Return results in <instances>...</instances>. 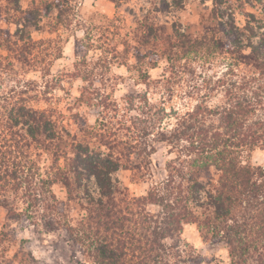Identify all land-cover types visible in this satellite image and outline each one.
Wrapping results in <instances>:
<instances>
[{"label":"rangeland","instance_id":"obj_1","mask_svg":"<svg viewBox=\"0 0 264 264\" xmlns=\"http://www.w3.org/2000/svg\"><path fill=\"white\" fill-rule=\"evenodd\" d=\"M91 2L93 6H95V4L103 6L105 8V15H111L112 19L116 22L101 33L99 40L104 41V43L107 44L113 39H116L121 45L122 58L126 59H122V62L118 66L123 67L125 72L129 74L128 76H120L121 82H123L124 79H130V74L135 71L139 76V80L134 82L136 86L138 87L140 82L145 83L146 91L144 94L130 90L125 94L128 99H138L141 95H147V81L149 80V76L147 72L143 71L144 67L151 66L153 71L159 72L160 75L157 76L155 82H160V77L163 76L165 72V66L159 63L162 57L166 58L168 61L167 68L169 71L167 72V75L169 77V83H171L172 77L177 73L174 71L175 65L172 66L168 57L164 56V48L171 50L169 48V42L174 45L177 36L181 37L182 34L189 35L192 39H196L197 37L202 36L207 29H215L218 26L217 18L213 19L215 10L219 8L222 9L221 6L218 7V5H216L212 12L208 14L207 18L200 14L197 9V19L192 22H186V30L184 32L178 31V21H166L160 23L159 18L153 19L151 21L153 25L156 27L159 26V30L161 29L158 38L167 39L169 37V39H171L168 40V44H163V47L158 43V48L156 50L153 46V39L149 41L147 40V42L143 40L145 33L142 25L144 19L149 20V17L145 16L143 21L138 20L135 15L136 9L122 8L120 0H91ZM63 3H66V0ZM166 4L167 0H160L159 6L155 7L154 10L163 14L168 11V7H165ZM225 4L226 3H224V5ZM20 6L23 10L35 9L36 11H39L40 21L34 26H28L27 23L26 28H24L23 24L20 26L10 24L7 22L5 15L2 14V17L0 18V32L3 34L8 33L11 37L14 36L13 39L15 38L14 40H16L15 35H17L18 29H20L18 32L19 35L24 32L26 40L19 43L18 46H11L10 50H0V67L11 68L13 64H15L20 67L21 71L27 67L28 69H31V71L26 74L30 77H38L41 81L46 75H52V69L55 67L57 76L53 77V80L56 83H58L59 79H75L79 76L80 73L77 71V68H82L86 65L87 61L83 57L88 55L87 51H84L79 65L73 61L71 71H65V68L56 67L53 63V59L61 61L64 59L60 54L53 58V52L58 51L55 47L56 41L66 39V37L61 36V33L66 31L65 21L67 14L71 12V9L64 8L61 10L60 4L55 3V0H20ZM53 8L58 10L55 16H52ZM117 9H122L121 16L116 15ZM224 10L225 12L227 11V9ZM140 11L143 12V8H140ZM50 16H52L51 19H49ZM125 16L126 20H124V23L129 29H131V32H126L123 27L119 26L121 20ZM248 16H252V18H249ZM206 19L207 22H205ZM261 19L264 20V18ZM151 22L149 21V23ZM229 22L231 23V17ZM248 23H250L251 30L255 31L257 35L264 33L261 32V28L264 27V24L258 22L255 13L249 12L243 17L242 27L244 28ZM181 27H185V25H181ZM233 28L234 29H231L229 27V29H227V34L233 32L238 36L237 38L239 41L245 43L247 38L246 35H248V33H242L241 29L236 26L234 27V25ZM173 29L177 30V32H174ZM121 32H123L125 36L131 35L132 43L127 39H119ZM215 32V34H217L216 37H225L222 32L218 30ZM243 34H245V36ZM256 42L259 43L258 39H256ZM101 48H103V45H98L97 50L99 51ZM20 49H25L27 54L25 52L21 53ZM71 50L73 51L74 56L81 55L80 50H76L75 48ZM107 51L111 55L112 60L117 59L114 46L107 49ZM156 52L158 53L156 54ZM219 54L223 55V53ZM182 55L184 54L182 53L181 56L179 55L176 60L179 61L181 57H183ZM191 55L193 57L197 56L195 54ZM187 57H183V75L186 77H195L197 76L196 69L187 67ZM127 60H131L133 63L129 66ZM193 62H195V59ZM11 63L12 65L9 66ZM97 65H100L99 60L97 61ZM154 66L156 67L154 68ZM65 67H67V65H65ZM217 67H219V65H217ZM237 67L235 72L230 71V73L233 76L239 77V84H237L236 80L224 81L222 77V84H217L219 80L210 85L203 83L202 91L196 93L197 97L201 94L204 97H209L210 94L217 93L218 88H222L224 91V96L222 97L224 104L218 105L215 109H210L213 113L207 114L205 117V119H208L209 121H215V123L210 122L208 126L218 128L220 126L221 116H215V113H224L225 111H228L234 106L236 101L243 102V96L239 95V93L238 95L232 96L226 94V89H232V85H237L238 87L242 85L246 88L249 87L250 91L247 93L249 100L257 102L258 104L252 121L256 122V120H260L264 122V75L258 70H255L252 66L247 67L246 65H241L240 67ZM208 70H212L211 65L208 66ZM198 75L201 81L209 83L211 78L205 77L203 71ZM213 75H215V73H213ZM225 75H229V73H225ZM29 83L36 84L37 80L30 79ZM176 84L179 85L180 81H176ZM184 84L187 85V80L184 81ZM225 85L227 86L225 87ZM52 87H54V84L45 85L40 96L43 97ZM168 91L171 92L172 90L168 89ZM22 92L24 93L21 94L19 100H23L25 104L28 105V101L31 99L33 101V106L30 107L45 112L47 117L56 125L65 129L66 134L63 136V147L67 148L65 154L60 156V160L56 162L53 155L57 146L54 144L52 147L48 148V143L45 138H42L41 140L47 147H39V145L37 146L35 143L32 144L33 142L30 139L25 140L23 137H19V145L16 147L14 146L15 142L10 139L8 134H6V136H0V264H31L32 254L31 252L25 253L24 248L32 245L39 247V245L36 244V241L34 240L29 241L27 239H18V236L20 232H23L24 229L27 228L28 224L31 223L34 225L36 223V220L33 217L35 214L39 213L40 207L45 208L44 213H39L40 223L44 231L52 232L60 230V228L63 227L62 221L71 217L72 220L75 221L71 227L73 228V231H70L69 228H65V231L67 232L66 239L71 240L72 247L79 250L81 255L86 259H90L92 264H99L100 255L95 253V251L99 247V242H101V240L96 243H93V241L87 242L86 238L81 234V229H86L90 237H94L95 232L88 228V222L86 220V225L84 227L79 225L84 217L87 216V206L84 199L89 196L88 189H91L92 192L95 191V180L93 181L85 178L80 179L81 184H83V190L85 191L77 193L75 192V187L72 186L74 183L73 175L68 176L72 182L71 188H68L63 182L64 180L61 179L65 177L67 171H70L71 169L72 162L70 160L74 156L73 148L79 143H83L84 145L88 144L93 152L98 151L103 155L101 158L113 155L114 158L121 160L120 170L113 176V179L118 181L119 186L127 193L128 196L126 197L128 198L137 199L142 196H147L150 191L160 188L159 184L154 185L152 181L159 179L157 170L161 168V163L157 160L155 168L151 169L153 174L152 177L146 180L145 177L149 175V165L152 164V161L145 157L149 152V149H147V152H141L142 148L136 143L138 139V131L141 127L140 120H130L127 126H123L119 129V131L123 132V138L119 141H115L114 138L117 133L113 132L108 124L97 121L100 125V131L93 134L80 126L77 121V116L79 115L77 113L73 115L71 119L70 123L73 126V130L70 132L68 131L69 121L66 119L67 115L71 112L69 106L58 104L55 107L49 108L48 99H50V97L38 101L36 95H29L30 92L35 94V88H25ZM92 95L94 94L90 93L88 95L89 100H91ZM110 95L111 88L109 89V97ZM184 97H187L188 99L195 98L191 91L185 92ZM212 98L215 99V96H212ZM96 99L99 103L106 104L108 97H106L105 100H100L99 95L97 94ZM174 99L182 102L183 97L177 92L175 95H169L166 102L167 111L177 124L180 120H177L178 110L171 106ZM77 100L83 102L85 100V95L81 93V95L77 97ZM196 106L197 104H194L191 111H185L183 119L187 117L189 112L192 113ZM108 107H111V105L106 104V110ZM128 107L131 109L133 105L129 103ZM162 109L165 108H156L155 105H153V108L149 109V116L152 117L155 112L159 113ZM115 111L116 110L113 109V113H115ZM57 113H59V115H57ZM62 117L65 118L61 119ZM105 129H107V131H105ZM69 138L71 143H68ZM94 138H97L98 142L89 143V141ZM8 144H11L12 147L9 148ZM26 144H32V147L28 149ZM161 144L165 145V143ZM41 148L47 149L45 150ZM64 150L65 149H59V152L61 153ZM156 151L157 149L155 148V152ZM166 151L168 155L172 154L171 148L166 149ZM104 153H106V155ZM184 154L188 156L187 152H184ZM30 156L31 158H29ZM66 156L68 157L67 159ZM94 158L93 160H95V162L99 159L95 156ZM173 159L179 161L180 157L176 156L173 157ZM251 159L255 165H264V149H257L253 152ZM135 167H140L142 171L134 170ZM163 169L168 172L167 180L173 177V172H175V174L183 181V183L177 184L174 177V187L182 184L183 187L187 186L186 180L184 179L186 177L183 176L184 173H181V169L174 168L173 160L165 161ZM191 172L192 170L190 169L189 173ZM59 173H61L60 176ZM189 173L187 174L188 177L190 176ZM85 176H88L87 172L84 174V177ZM219 176L220 175L215 167H211L209 171H205L201 175L200 181L203 185H209V182L216 184ZM207 187L211 189L210 186ZM71 194H74L76 199H74ZM174 195H176V193H174ZM199 198L200 202H207L206 198H202L201 196ZM190 211L194 214L190 221H193V218L196 217L194 219L196 223L192 222L184 224L181 232L176 233V237L174 235L173 238H168L172 240V243L170 245L165 244V246H167L165 252L161 251L158 255L157 253H154L146 258V255L144 256L142 251H134L131 249V251H128L126 258L124 259L126 264H234L231 248L228 243L218 236L217 233H213L212 231L209 232L211 230L209 224L213 225L212 223L206 225L209 220L213 223L215 222L211 216L213 215L212 212L204 205L196 209L194 205H190ZM53 213L55 215H53ZM145 213L142 216L149 215L148 219L150 221L147 223V226L151 228V231L158 226H162V228L165 226L163 222L166 215L163 213L161 206L148 204L146 205ZM209 216L212 218H209ZM134 220L135 224H133L131 228L136 230L139 229L140 233L142 231V229L140 231V228L143 219L140 220L139 217H134ZM217 224L219 229H221V224ZM35 231L37 230L34 229V232ZM149 234L150 233L148 232V235ZM36 239H40L39 235H37ZM85 243L86 247L81 248L80 245ZM54 246L55 248L60 249L63 245L60 243H54ZM55 254L56 253L54 252L53 255ZM59 255L64 256L65 260L68 261V264H71V258L68 257L66 252L61 251ZM72 257H75V251H73ZM97 258L99 260H97ZM54 264H59V261H54ZM76 264H82V262L77 260Z\"/></svg>","mask_w":264,"mask_h":264},{"label":"trees","instance_id":"obj_2","mask_svg":"<svg viewBox=\"0 0 264 264\" xmlns=\"http://www.w3.org/2000/svg\"><path fill=\"white\" fill-rule=\"evenodd\" d=\"M64 1L62 0V2ZM224 3L227 1L218 0L216 5L223 9ZM228 6L231 7V5ZM165 7H169L168 4ZM2 14L10 24L16 26L23 24L24 28L27 23L28 26H34L40 21L39 11L35 9L23 10L20 0H0V18ZM224 16V9H216L213 19L217 18L218 26L215 29H207L202 36L196 39L183 34L181 37L177 36L174 45L169 42L171 50L164 48V56L168 57L169 62L172 63L173 59H177L182 53L185 55H182L183 57L191 54L199 55L201 51L206 54H211L212 51L224 54V49L231 45L227 49V54L233 58L232 63L235 69L241 65L252 66L264 75V33L257 35L255 31L251 30L250 23H248L243 28L245 31H242V33H248L246 43H243L238 40L235 33L227 34V29L229 27L234 29L233 25L235 27V24L226 22ZM248 17L252 18V16ZM142 26L145 33L143 40L147 42V40L153 39V46L156 50L158 43L163 47V44H168V40H171L169 37L159 39L161 29L159 30V26H154L152 22L149 23L148 19H144ZM216 30L222 32L225 37H216ZM18 32V36L15 35L16 40L13 39L14 36L11 37L8 33L0 32V50H10L11 46H18L19 43L25 41V33L19 35ZM243 35L245 36V34ZM256 39L259 43L256 42ZM242 49L244 51H241ZM20 51L23 53L26 50L20 49ZM25 53L27 54V52ZM11 65L12 63L9 64V66ZM172 66H174L173 63ZM222 82L223 80H219L217 84H222ZM203 83L211 84L206 81ZM232 87V89H226V94L232 96L239 93L243 96V102L236 101L228 111L215 113V116H221L218 128L204 127L203 121L206 115L213 112L204 109L202 104L198 103L192 113L189 112L186 118L177 122L178 127L174 128L171 136L163 132L159 134L160 143L176 144L181 138L189 141L186 148L181 149L182 152H187L188 156H192L189 162L192 170L189 173L190 176L181 172L186 177L184 179L187 188L183 187V184L174 187L173 176L164 184L163 189L152 190L147 196L137 199L128 198L118 181L113 179V176L120 170L121 160L114 158L113 155L101 158L103 155L98 151L93 152L88 144L79 143L73 148L74 156L70 160L72 162L71 169L61 179L64 180L63 182L68 188H71L72 182L68 176L73 175L72 186L75 187V192L82 193L85 190H83L80 179L95 177V191L92 192L91 189H88L89 196L84 199L87 216L79 225L84 227L86 220L88 228L95 232L94 237H90L86 229H81V234L87 242L96 243L101 240L95 251L100 255L99 264H126L124 259L131 249L142 251L146 258L154 253L158 255L161 251L165 252L167 246L162 243L163 240L173 238L174 235L176 237V233L181 232L184 224L196 223L194 220L196 217L190 221L194 215L190 211V205H194L195 209L204 205L212 212L213 218L211 216L209 218L215 222L209 220L206 225L212 223L213 225L209 224L211 229L209 232L217 233L228 243L234 264H264V165H255L251 159L253 152L257 149H264V122L252 121L258 104L249 100L247 94L250 91L249 87L246 88L242 85L239 87L232 85ZM131 100L133 98L129 99L130 104ZM164 111L165 109L159 113L155 112L152 117L149 116V113L143 114L146 118L140 120L141 127L136 141L142 148L141 152H147L148 149L144 143V137L149 135L150 120ZM19 129H23V131H19ZM5 133L15 142L14 146L16 147L19 145V137H23L25 140L30 139L32 144L35 143L39 147H47L42 143V138L46 139L48 148L56 144L57 149L53 155L56 162L60 160V156L65 154L67 148L63 147L65 129L56 125L45 112L27 106L23 100H18L17 105H14L7 113L6 122L0 120V136H6ZM32 144H26V147L30 149ZM8 146L12 147L11 144ZM41 149L46 150L47 148ZM59 149L65 150L60 153ZM154 153L155 148H152L145 157ZM94 156L99 158L98 161L93 160ZM211 167H215L220 175L219 179L216 184L209 182V185H203L200 177ZM134 170L142 171L140 167H135ZM86 172L88 176L84 177ZM110 173L112 176L109 175ZM207 186H210L211 189ZM202 192L206 197V203L200 202L199 197ZM71 196L76 199L74 194ZM148 204L162 207L163 213L166 215L163 228L158 226L151 231V228L147 226L150 221L149 215H142ZM134 217L143 219L140 233L139 229L131 228L135 224ZM217 223L221 224L222 230L219 229ZM71 227L69 230L73 231ZM97 260L99 259L97 258Z\"/></svg>","mask_w":264,"mask_h":264},{"label":"clouds","instance_id":"obj_3","mask_svg":"<svg viewBox=\"0 0 264 264\" xmlns=\"http://www.w3.org/2000/svg\"><path fill=\"white\" fill-rule=\"evenodd\" d=\"M122 8H134L136 9V17L138 20L143 21L145 16L149 17L151 22L153 19L159 18L160 23L178 21V31L184 32L186 30V22H192L197 19V9L200 14L207 18L208 14L212 12L213 8L218 3V0H167L168 11L163 14L158 13L154 10L155 7L159 6L160 0H120ZM55 3L60 4L61 10L64 8H70L71 12L67 14L66 18V31L61 33L62 37L66 39H61L56 41L55 47L58 51L53 52V58L60 54L64 57L61 60L53 59V63L56 67H63L65 71H71V65L73 61L79 65V62L83 56L84 51L88 52L87 56L83 58L87 61L84 67H78L80 75L75 79H59L58 83L53 80V77L57 76L56 68L52 69V75H46L41 81L38 77H30L26 73L30 72L31 69L25 67L21 71L20 67L13 64L11 68L0 67V120L3 122L7 121V113L12 109L14 105H17L22 91L25 88H35V94L29 93L30 96L36 95L37 100L48 99V107H55L58 104L67 105L71 108V112L67 115L66 119L69 121L68 131L73 130L71 125V119L73 115L79 114L77 116V121L82 128L86 131H90L95 134L100 131V125L97 121L108 124L113 132L117 135L114 138L115 141H119L123 138V132L119 131L123 126H127L130 120L139 121L146 118L143 114L149 113V109L155 105L156 108L164 107L165 111L160 113L159 116L153 117L150 120L149 135L144 137V143L148 147L149 152L152 148H156L157 151L147 156L148 160L152 161L149 165V175L145 177L148 180L152 177L151 169L155 168L157 160L161 163V168L157 170L159 174V179H155L152 183L159 184L160 189H163L165 183L168 182V172L163 169V164L165 161L173 160L174 168L181 169L185 175L190 172V160L192 156H186L181 149H185L189 141L187 139L181 138L176 144H165L160 143L159 134L161 132L167 133L169 136L175 127H178L176 121L172 119L167 111V99L169 95H175L177 92L183 97V101H172V107L178 110L177 120L183 118L185 111H191L194 104H202L204 109H215L218 105H223L224 101L222 97L224 96V91L222 88L217 89V93L210 94L209 97H204L202 94L197 97L196 93L202 91L203 81L199 79V73L203 71L205 77H210L209 83H214L217 80H221L223 77L224 81L236 80L239 84L240 80L238 76H233L230 73V68L233 72L236 71L234 64L232 63V57L227 54V49L231 47L228 45L224 49V54L220 55L216 51H212L211 54H206L203 51L195 57L189 55L187 57V67L195 68L197 76L186 77L183 75L184 58L181 57L179 61L175 58L172 63L175 65V73L172 77V82L169 83V77L167 72L168 61L166 58H161L159 63L165 66L164 75L160 77V82H155L159 72L153 71L151 66H146L143 71L148 73L149 80L147 81L148 90L147 95H141L139 99L131 100L133 107L129 109V99L125 95L130 90H134L137 93H145V83L140 82L138 87L134 82L139 80V76L135 71L130 75V79H124L121 82L120 76H128L129 74L125 72L123 67L118 65L122 62V48L118 40L113 39L109 43L105 44L104 41L99 40L101 33L108 27L114 25L116 22L112 19L111 15H105V8L100 4H95L93 6L91 0H67L63 3L62 0H55ZM231 5V8L228 7ZM143 8V12L140 11ZM223 9H227L225 12L224 19L229 22L231 17V22L239 27L241 31H245L242 27V19L249 12L255 13L258 22L264 24V0H227V3L223 6ZM220 9V10H223ZM207 10V11H205ZM58 10L53 8L52 16L56 15ZM122 9L116 10V15L121 16ZM49 17V19L52 18ZM126 16L121 20L120 27L124 28V31L131 32L126 24L124 23ZM207 22V19L205 20ZM185 25V27H181ZM261 32H264V27L261 28ZM195 38V37H194ZM119 39H127L132 43L131 35L125 36L123 32L120 33ZM246 43V41H245ZM98 45H103L99 51L97 50ZM115 47L117 59L112 60L111 55L107 51L111 47ZM81 51V55H73L71 49ZM241 51H244L243 49ZM179 55V53H177ZM195 59V62L193 60ZM100 61V65H97V61ZM129 66L133 63L131 60H127ZM67 65V67H65ZM212 66V70H208V66ZM219 65V67H217ZM43 67V66H41ZM215 73V75H213ZM229 73V75H225ZM87 77V78H85ZM30 79L37 80L36 84H30ZM187 80V85L184 81ZM176 81H180L177 85ZM54 84V87L43 96L40 93L43 92L45 85ZM227 85H225L226 87ZM111 88V95L109 97V89ZM168 89L172 91L169 92ZM191 91L194 99H188L184 97L185 92ZM83 93L85 95V100L83 102L78 101L79 97ZM92 95L91 100L88 99L89 94ZM99 95L100 100H105L108 97L106 104L111 105L106 110V104L99 103L96 99V95ZM250 94V93H249ZM215 96V99L212 98ZM163 98V101H162ZM27 106H33V101L29 99ZM38 106V105H36ZM115 109V113H113ZM59 115V113H57ZM150 115V113H149ZM62 117L61 119H64ZM119 122V123H118ZM215 123V121H209L205 119L203 121L204 127H208L209 123ZM23 131V129H19ZM107 131V129H105ZM6 134V133H5ZM63 135V133H61ZM98 139L94 138L89 141V143H97ZM68 143H71L70 138ZM171 148L172 154L168 155L166 149ZM106 155V153H104ZM179 156L180 160L176 161L173 157ZM31 158V156L29 157ZM68 157L66 156V159ZM112 176V174H109ZM175 177V182L177 184L183 183L179 176L173 172ZM91 180H95V177H89ZM163 194V193H162ZM202 198H206L204 193H201ZM45 208L40 207L39 213H44ZM38 214L34 215L36 223L28 224L27 228L23 232L19 233L18 239H27L29 241H36V244L32 246H26L24 252H31V264H54V261H59V264H68L65 257L59 255L61 251L66 252L68 257L71 258V264H76L79 260L82 264H92L90 259H86L81 255V252L72 247V241L67 240V232L65 228H70L75 222L71 217L66 218L62 221L63 227L58 231L46 232L42 229L40 223V216ZM53 215H55L53 213ZM34 229L37 231L34 232ZM39 235L40 239L37 240L36 237ZM54 243L62 244V248L57 249ZM164 244H171L172 240H163ZM81 248L86 247L85 244L80 245ZM183 247V246H181ZM75 251V257H72V253ZM56 253L53 255V253ZM7 259V257H6Z\"/></svg>","mask_w":264,"mask_h":264}]
</instances>
